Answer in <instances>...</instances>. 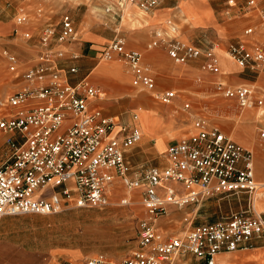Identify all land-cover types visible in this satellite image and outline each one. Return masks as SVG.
Returning a JSON list of instances; mask_svg holds the SVG:
<instances>
[{
    "label": "built area",
    "instance_id": "built-area-1",
    "mask_svg": "<svg viewBox=\"0 0 264 264\" xmlns=\"http://www.w3.org/2000/svg\"><path fill=\"white\" fill-rule=\"evenodd\" d=\"M162 1L113 0L104 11L120 20L127 4L148 12ZM227 3L236 4L234 0ZM242 9L254 13L259 22L250 18L241 35L228 44L227 55L237 65L264 75V37H256L261 35L258 27L264 25V5L247 0ZM25 18V11H19L16 24L21 25ZM58 27L53 23L42 26L35 62L20 73L23 84L0 98V221L5 216L104 207L116 189L124 187L138 191L145 214L138 220L137 246L131 254L119 261L96 255L63 259L58 264H176L185 254L200 264H217L221 252L264 245V205L256 208L254 203L255 197H264V181L256 179L253 152L197 116L189 132L166 146L161 165H131L129 151L143 137L136 113L125 123L117 114L90 105L104 92L87 76L69 81L67 74L77 68L61 66L63 52L53 42L59 45L74 39L77 32L68 14L61 16ZM178 30L172 18L165 19L164 27L151 31L148 47L163 49L175 64L200 60L202 72L218 73L216 45L201 49L180 40ZM23 37L29 39V33ZM1 55L17 77L18 57L6 49ZM101 58L122 61L133 85L150 92L160 103H171L177 97L175 89L156 90L142 52L127 47L123 37L115 35L109 40ZM218 84L223 97L234 101L240 113L255 109L258 140L264 141V90L249 84ZM220 194H245L247 203L215 221L195 225L186 214L182 218L185 229L177 235H168L157 225L171 206L200 204ZM129 202L130 198L121 200Z\"/></svg>",
    "mask_w": 264,
    "mask_h": 264
},
{
    "label": "rangeland",
    "instance_id": "rangeland-1",
    "mask_svg": "<svg viewBox=\"0 0 264 264\" xmlns=\"http://www.w3.org/2000/svg\"><path fill=\"white\" fill-rule=\"evenodd\" d=\"M171 1L174 13L162 18L155 28L164 27L165 19L172 18L179 29L180 40L201 49L213 48L217 44L218 52L216 49L215 52L218 59L221 58L220 71L209 73L200 70V60H189L184 65H178L158 47L152 48L151 55L144 53V63L155 78L156 90L169 88L177 92V97L171 103H160L150 92L135 87L122 61L101 58L106 43L115 35L123 37L129 48H143L137 45L142 26L138 24L137 27L133 21V25H127V12L119 20L112 13L104 11V6L113 0H0V98L23 84L20 73L35 62L42 26L53 23L57 24L58 30L61 16L68 14L76 29V38L59 45L53 42L54 47L63 52L61 66L65 70L77 68L75 73L67 74L68 78L74 83L87 76L91 84L100 88L105 95L95 101L106 114H117L125 123H129L132 113L139 111L141 114L144 136L129 151L127 160L131 165H161L166 146L189 132L192 119L198 116L203 117L210 127L219 128L231 134L236 142L252 148L256 179L264 181V141L258 140L259 126L254 115L255 109L240 113L234 101L223 97L218 84H249L264 90L263 74L243 68L226 56L228 44L241 35L243 28L251 22L250 18L254 17L255 23L259 20L254 13L243 11L247 0H234L235 6H229L227 0ZM257 1L264 5V0ZM130 7L129 19L132 14L145 13L134 4L127 6V9ZM21 10L25 11L26 18L21 25H17L16 16ZM258 30L261 35L256 37L261 40L264 37V25L259 26ZM25 32L29 33V39L23 37ZM184 34L190 41L183 37ZM150 40L151 36L144 47ZM75 48H81V54ZM3 49L18 57L17 77L9 71L1 55ZM223 57L227 65L223 63ZM106 62L110 63L111 68L103 70L102 65ZM112 72L120 78L115 80L109 75L107 78L99 75ZM126 75L127 85L124 83ZM246 78L250 81L244 80ZM131 92L139 97L133 100L134 97L127 95ZM184 103H189V107L185 109ZM157 114L171 117L172 124L164 135L157 132ZM261 122L264 124V119ZM2 158L0 155V160ZM129 192L134 195H129ZM124 198H130V202L121 203ZM246 203L245 194L214 195L205 198L200 204L190 203L181 208L171 206L168 214L158 219L157 225L168 235H177L185 229L182 218L186 214L193 217L192 225H195L215 221L244 208ZM261 206L258 204V208ZM144 215L138 191L120 187L104 207L66 208L53 214L5 216L0 221V264H58L63 259L96 255L119 261L136 248V226ZM253 253L249 250L221 255L222 258L228 257L226 264H264V248L259 249L257 255ZM176 264L200 262L192 255L185 254L178 258ZM217 264H222L221 260Z\"/></svg>",
    "mask_w": 264,
    "mask_h": 264
},
{
    "label": "crops",
    "instance_id": "crops-1",
    "mask_svg": "<svg viewBox=\"0 0 264 264\" xmlns=\"http://www.w3.org/2000/svg\"><path fill=\"white\" fill-rule=\"evenodd\" d=\"M192 0H190V2H191ZM171 3H172V1L171 0H165V1H163L157 8H155L154 10H152V11H149V12H145L144 14H140V15H138V14H132V16H131V19H129L128 18V22L126 23L127 25H133V24H131L132 22L131 21H133V23L135 24H137V27H138V24L140 25V26H142V28H144V29H142V28H140L139 29V33H138V36H139V43L137 44L138 46H141V47H143L142 48V50L141 49H139V48H137V49H139L141 52H142V54H143V61H144V53H148L149 55H151V51H152V48H149L148 47V43L146 44V46L144 47V44H145V42L148 40V38H150V36H151V32H147V30H149V29H153V28H155L157 25H159L160 23H161V21H162V18H166L167 16H169L170 14H173L174 12H173V8H172V6H171ZM164 4H165V7H164ZM174 16H176V14H174ZM177 22L179 21V19H177L176 20ZM150 30V31H151ZM183 37L187 40V41H190V40H188V37H187V35L186 34H184L183 35ZM87 41H90V39L89 40H87ZM216 46H218L217 44H216ZM75 49H77V50H79V52H80V54H81V52H82V49L81 48H75ZM162 50V52L163 53H165V55H167L166 54V52L163 50V49H161ZM168 57V56H167ZM223 60V63L225 64V65H227V60L223 57L222 58ZM220 61H221V58H220ZM109 68H111V65H110V63L109 62H106V63H104L103 65H102V69L103 70H106V69H109ZM176 71H178V70H175V72ZM126 72L128 73V75L130 74L129 72H128V70H126ZM68 74H70V73H68ZM99 75H104L105 76V78H107V75H109V76H111V77H115L114 79L116 80L117 79V77H119L120 78V76L118 75V76H116L117 74L115 73H109V74H99ZM244 80H246V81H250V79H244ZM69 81L72 83V81L73 80H71L70 78H69ZM127 81H128V79H127V75H126V77H125V81H124V83L127 85L128 83H127ZM77 82V81H76ZM75 83V82H74ZM103 95H105L104 93H103ZM127 95H130L131 97H134V99L133 100H135V99H137L139 96L138 95H136V93H133V92H131V93H127ZM96 100V99H95ZM95 100H92L91 102H90V105H92V106H99V107H101V108H103L101 105H99V104H97L96 103V101ZM97 100H100V99H97ZM155 120H156V123L158 124V128H157V132L160 134V135H164L165 134V131H167V129H168V127H169V125H171L172 124V120H171V117L170 116H167L166 118L163 116V115H156L155 116ZM138 125H139V123H138ZM140 126V125H139ZM141 128V127H140ZM144 136V135H143ZM142 139H143V137H142ZM131 150V149H130ZM116 193V192H115ZM129 195H134V194H132V192H129ZM261 248H264V245H260L259 247H257V248H254V249H248V250H235V251H231V252H221V253H219L218 255H217V259H219V260H221V262H222V264H226V263H228V257H225V258H222L223 256L221 255V254H224V253H232V252H244V251H249V250H251V251H253L254 253H253V255H257L258 253H259V249H261Z\"/></svg>",
    "mask_w": 264,
    "mask_h": 264
},
{
    "label": "bare ground",
    "instance_id": "bare-ground-1",
    "mask_svg": "<svg viewBox=\"0 0 264 264\" xmlns=\"http://www.w3.org/2000/svg\"><path fill=\"white\" fill-rule=\"evenodd\" d=\"M131 4H127V5H125L124 6V8H123V15L125 16V14H126V12H127V16H126V20L128 19V16H129V10L131 9V7L130 8H128L127 9V6H130ZM133 6V5H132ZM124 16H122V19L124 18ZM216 50H217V52H218V49L216 48ZM226 56L229 58V56L227 55V53H226ZM230 59V58H229ZM231 60V59H230ZM231 61H233V60H231ZM219 62H220V59H219ZM221 64V63H220ZM136 115H137V120H138V123H139V125H140V127H141V130H142V132H143V128H142V124H141V120H142V118H141V114H140V112L139 111H136ZM143 135H144V133H143ZM231 137H232V135L231 134H229ZM245 148H248V149H250L252 152H254V150L252 149V148H249V147H247V146H245L244 144H242ZM254 159V158H253ZM254 203H255V206H256V208H258V204H260V205H264V197H255V199H254ZM262 207V206H261ZM218 258V257H217ZM218 261H219V259H217V262L216 263H218Z\"/></svg>",
    "mask_w": 264,
    "mask_h": 264
}]
</instances>
